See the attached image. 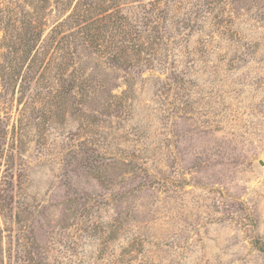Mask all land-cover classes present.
<instances>
[{
  "label": "rangeland",
  "instance_id": "374dc122",
  "mask_svg": "<svg viewBox=\"0 0 264 264\" xmlns=\"http://www.w3.org/2000/svg\"><path fill=\"white\" fill-rule=\"evenodd\" d=\"M108 1L0 0V264H264V0Z\"/></svg>",
  "mask_w": 264,
  "mask_h": 264
},
{
  "label": "trees",
  "instance_id": "16d2710c",
  "mask_svg": "<svg viewBox=\"0 0 264 264\" xmlns=\"http://www.w3.org/2000/svg\"><path fill=\"white\" fill-rule=\"evenodd\" d=\"M62 0H57V2H61ZM66 1V0H65ZM112 2H113V0H112ZM110 0L108 1V2H106V4L105 5H107V7L106 8H104L105 10H101V11H104V13L105 12H109V11H111V10H113V12L114 11H116V9L118 8V6H116L114 3H112ZM73 84H76V83H74L73 82ZM1 208H2V205H1Z\"/></svg>",
  "mask_w": 264,
  "mask_h": 264
}]
</instances>
